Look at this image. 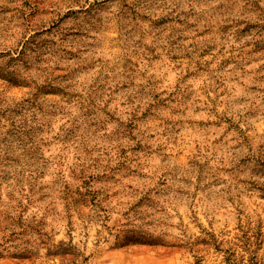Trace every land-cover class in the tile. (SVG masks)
I'll return each mask as SVG.
<instances>
[{
    "label": "rangeland",
    "instance_id": "374dc122",
    "mask_svg": "<svg viewBox=\"0 0 264 264\" xmlns=\"http://www.w3.org/2000/svg\"><path fill=\"white\" fill-rule=\"evenodd\" d=\"M0 264H264V0H0Z\"/></svg>",
    "mask_w": 264,
    "mask_h": 264
}]
</instances>
